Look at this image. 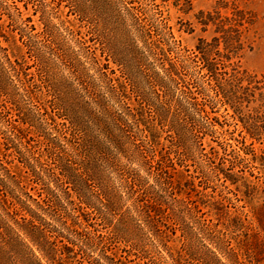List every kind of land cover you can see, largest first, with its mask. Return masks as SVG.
Listing matches in <instances>:
<instances>
[{"label": "trees", "instance_id": "1", "mask_svg": "<svg viewBox=\"0 0 264 264\" xmlns=\"http://www.w3.org/2000/svg\"><path fill=\"white\" fill-rule=\"evenodd\" d=\"M164 1L39 0L38 28L0 0V264H12L14 246L26 264H242L227 231L251 217L230 210L225 194L203 196L216 192L213 179L249 197L257 185L234 171L225 147L213 164L204 138L238 130L259 141L263 81L235 64L226 43L214 53L185 46ZM64 2L74 20L62 18ZM17 34L35 74L16 69L1 43ZM26 131L39 134L59 169L57 193L16 148L24 177L41 185L39 201L23 191L39 210L17 195L9 205L7 179L23 188V175L12 173L6 151ZM263 207L252 211L259 223Z\"/></svg>", "mask_w": 264, "mask_h": 264}, {"label": "rangeland", "instance_id": "2", "mask_svg": "<svg viewBox=\"0 0 264 264\" xmlns=\"http://www.w3.org/2000/svg\"><path fill=\"white\" fill-rule=\"evenodd\" d=\"M64 3L61 7L63 11L62 18L74 20L75 15L71 14L67 16L70 8L66 6V2ZM163 3L175 35L182 40L185 46L189 49H195L197 44L206 45L209 49H213L214 53L216 50L224 52L226 43L233 48L235 64L239 65L241 69L243 68L252 74H256L257 78L263 81L261 89L263 100L260 107L261 115L263 116L261 120L263 125L261 126V131L263 134L259 141L248 136L243 139L239 135L238 130L233 133L225 132L224 135L219 133H216L214 136L206 135L204 138L207 150H212L215 156H217L213 164L220 166L218 157L223 155L224 151L222 147H225L227 148L226 157L238 162V165L234 167V171L241 173L240 170L243 169L244 174L254 181V184L257 186L249 193V197L236 190L229 180L223 181V178L220 180L213 179L211 183L216 188V192L212 194L213 196H203V199L209 203L219 200L222 197L221 195L225 194L230 197L227 200L230 210L235 211L236 207H240L248 213V216L251 218L249 219L248 217L245 227L238 230H228V236L230 237L232 247L235 251H238V258L242 264H264V221L259 223L252 213L254 207L257 209L264 205V0H166ZM8 4L9 8L4 9L5 13L14 14L15 17H17L18 13H21L22 17L31 16L39 28V0H8ZM4 17L6 18L7 14H4ZM55 21H58V19L55 18ZM18 37V34L16 39L9 35L8 41L1 37V43L4 47H7L13 66L16 69L29 67L28 71H32L35 74L36 66L32 65L33 61L28 57L24 59L23 54L25 49L18 40ZM11 72L17 79L15 75L17 72L15 70H11ZM22 78L26 80L23 76ZM256 95L258 96V90H256ZM257 102L260 103L258 100ZM252 105H257V103L253 102ZM230 112H232V109H230ZM229 120L232 122L233 119L229 117ZM11 123L17 124V121L12 119ZM229 130H234V126H229ZM25 134L26 138L23 139L22 145L19 144L18 140L14 142L9 141V150L6 151L8 153V161H12L10 164L12 173L17 178H21L23 175L20 179V184L23 188L18 187L12 179H7L8 190L12 193L8 197L10 201L9 205H13L11 204L12 201L16 202L15 197L17 195L27 200L34 207L36 206L39 210L36 200L39 201L40 199L38 191H40L41 185L39 182H36V179L24 177L27 174L25 172L26 169L18 158L19 152H17L16 148L20 147L26 155L31 154L30 160L36 170L41 172L45 182L50 184L57 193L60 192L59 185H61V182L57 183L55 180L59 169L57 163L54 161V157L46 150L45 142L39 138V134L30 131H26ZM232 134L234 137L240 139V141L230 139L229 142L232 145L228 146L222 136L231 137ZM212 139L214 140L212 141ZM0 140H3L1 135ZM244 140L245 143L242 142ZM207 141H211L215 149H211ZM244 148L247 153L244 152ZM5 164L9 166L6 162ZM63 183L65 186V182ZM24 190L36 200L30 199L23 192ZM199 196L201 195L198 194L197 196H193V198L199 201ZM203 211L206 212V217H211L216 221L215 210L208 208V206H203ZM99 222V220H92L91 224L100 230H105ZM33 247L39 256V249L36 246ZM15 249L14 246L12 249V264L28 263L25 258H21L18 261L15 259L17 257ZM141 264L147 263L142 262Z\"/></svg>", "mask_w": 264, "mask_h": 264}]
</instances>
